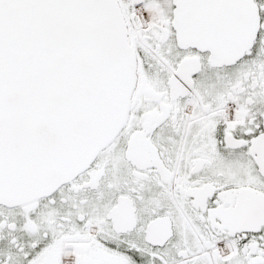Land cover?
I'll return each instance as SVG.
<instances>
[{
    "label": "snow or ice",
    "instance_id": "snow-or-ice-1",
    "mask_svg": "<svg viewBox=\"0 0 264 264\" xmlns=\"http://www.w3.org/2000/svg\"><path fill=\"white\" fill-rule=\"evenodd\" d=\"M0 264H264V0H0Z\"/></svg>",
    "mask_w": 264,
    "mask_h": 264
}]
</instances>
